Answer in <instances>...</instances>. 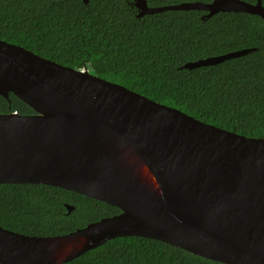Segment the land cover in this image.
I'll return each mask as SVG.
<instances>
[{
  "label": "water",
  "instance_id": "1",
  "mask_svg": "<svg viewBox=\"0 0 264 264\" xmlns=\"http://www.w3.org/2000/svg\"><path fill=\"white\" fill-rule=\"evenodd\" d=\"M136 7L139 18L199 10L203 19L247 13L264 20L262 0L160 7L136 0ZM252 50L183 68L217 65ZM10 93L35 113H0V184L54 186L121 213L58 236L0 226V264H66L132 236L222 264H264V138L204 123L89 67L64 66L0 40V96Z\"/></svg>",
  "mask_w": 264,
  "mask_h": 264
},
{
  "label": "trees",
  "instance_id": "2",
  "mask_svg": "<svg viewBox=\"0 0 264 264\" xmlns=\"http://www.w3.org/2000/svg\"><path fill=\"white\" fill-rule=\"evenodd\" d=\"M213 0H148L150 7ZM256 4L257 0H243ZM263 6H264V0ZM136 0H0V40L64 66L92 71L197 120L264 138V20L247 13L203 19L199 10L138 17ZM253 49L192 70L189 62ZM34 114L10 93L0 113ZM74 211L68 214L67 206ZM121 211L44 184H0V226L29 236L65 235ZM66 264H222L159 240H109Z\"/></svg>",
  "mask_w": 264,
  "mask_h": 264
}]
</instances>
